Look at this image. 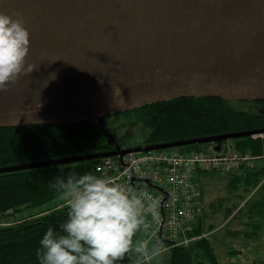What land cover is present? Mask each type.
<instances>
[{"label":"water","instance_id":"obj_1","mask_svg":"<svg viewBox=\"0 0 264 264\" xmlns=\"http://www.w3.org/2000/svg\"><path fill=\"white\" fill-rule=\"evenodd\" d=\"M0 12L22 16L27 62L38 69L0 92V129L98 119L113 147L0 174L209 143L219 151L222 142L264 135L123 149L103 121L181 98L264 102V0H0Z\"/></svg>","mask_w":264,"mask_h":264},{"label":"trees","instance_id":"obj_2","mask_svg":"<svg viewBox=\"0 0 264 264\" xmlns=\"http://www.w3.org/2000/svg\"><path fill=\"white\" fill-rule=\"evenodd\" d=\"M233 104L236 102L216 98H181L107 116L103 121L124 115L131 119L129 125H139L146 131V140L133 148L264 129V118L237 110ZM234 143L240 152L264 159V140L244 138ZM118 145L122 148L121 144ZM201 146L180 149L196 151ZM112 150L113 147L101 133L98 119L60 126L0 129V169ZM98 162L85 161L0 174V221L14 219L12 225L0 226V264H39L36 251L40 239L49 225L58 227L66 213L65 199L48 182L58 176H66L70 170L95 174ZM251 173L258 177L253 185L256 188L264 180V169ZM235 175H230L233 181H237V177H233ZM59 201L63 207L57 209L55 204ZM49 208L51 210L48 211ZM27 210L31 214H26ZM234 211L228 210L224 215L232 221L238 214H233ZM212 230L211 226L205 229L201 214L189 235L200 238L187 248L165 251L161 264H218L211 239L208 238ZM118 264L132 262L125 258Z\"/></svg>","mask_w":264,"mask_h":264},{"label":"clouds","instance_id":"obj_3","mask_svg":"<svg viewBox=\"0 0 264 264\" xmlns=\"http://www.w3.org/2000/svg\"><path fill=\"white\" fill-rule=\"evenodd\" d=\"M29 49L22 16L0 12V92L38 70L27 62ZM48 183L65 199L66 213L40 239L39 264H118L125 258L132 264H161L165 249L151 231L159 215L151 196L91 172L70 170Z\"/></svg>","mask_w":264,"mask_h":264},{"label":"built area","instance_id":"obj_4","mask_svg":"<svg viewBox=\"0 0 264 264\" xmlns=\"http://www.w3.org/2000/svg\"><path fill=\"white\" fill-rule=\"evenodd\" d=\"M252 139L264 140V135ZM215 148L216 144L209 143L196 151L174 148L108 157L99 160L95 174L133 187L145 197L151 196L159 210L151 229L155 239L165 251L187 248L200 238L189 235L203 210L194 174H238L259 161V157L240 152L232 141L222 142L219 151Z\"/></svg>","mask_w":264,"mask_h":264},{"label":"rangeland","instance_id":"obj_5","mask_svg":"<svg viewBox=\"0 0 264 264\" xmlns=\"http://www.w3.org/2000/svg\"><path fill=\"white\" fill-rule=\"evenodd\" d=\"M233 106L237 110L256 114L253 105L236 103ZM130 120L120 115L104 121L122 148H133L147 138V132L139 125H129ZM252 171L256 172L255 165L233 176L237 177V181L222 173L194 174L202 195L205 229L213 228L208 238L218 264H264V180L254 188L258 177ZM55 205L57 209L63 207L61 201ZM234 209L233 214H238L230 221L224 212ZM26 214H31V211L27 210ZM13 222L14 219H4L0 221V226L7 227Z\"/></svg>","mask_w":264,"mask_h":264},{"label":"flooded vegetation","instance_id":"obj_6","mask_svg":"<svg viewBox=\"0 0 264 264\" xmlns=\"http://www.w3.org/2000/svg\"><path fill=\"white\" fill-rule=\"evenodd\" d=\"M240 104H248V105H253V109L256 111V115L259 118H264V102H253V103H240Z\"/></svg>","mask_w":264,"mask_h":264},{"label":"crops","instance_id":"obj_7","mask_svg":"<svg viewBox=\"0 0 264 264\" xmlns=\"http://www.w3.org/2000/svg\"><path fill=\"white\" fill-rule=\"evenodd\" d=\"M254 165L256 166V171L264 169V159L255 162ZM241 172H243V170Z\"/></svg>","mask_w":264,"mask_h":264}]
</instances>
